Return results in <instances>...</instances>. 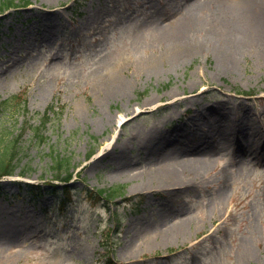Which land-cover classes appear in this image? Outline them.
<instances>
[{
  "label": "rangeland",
  "instance_id": "1",
  "mask_svg": "<svg viewBox=\"0 0 264 264\" xmlns=\"http://www.w3.org/2000/svg\"><path fill=\"white\" fill-rule=\"evenodd\" d=\"M153 1L29 0L0 9V103L26 100L0 109V147L13 144L17 155L16 173L0 176V264H264V162L239 160L232 145L197 180L165 189L153 156L176 129L202 143V128L187 123L205 106L264 129V43L229 70L216 41L202 38L194 57L148 72L142 63L165 43L135 23L186 2ZM114 69L128 80L123 93L100 87ZM121 115L130 118L119 125ZM263 139L242 143L264 150ZM56 156L75 170L69 197L47 191L64 187ZM117 185L124 193L114 199L94 195ZM165 233L170 241L153 242Z\"/></svg>",
  "mask_w": 264,
  "mask_h": 264
},
{
  "label": "bare ground",
  "instance_id": "2",
  "mask_svg": "<svg viewBox=\"0 0 264 264\" xmlns=\"http://www.w3.org/2000/svg\"><path fill=\"white\" fill-rule=\"evenodd\" d=\"M149 1L150 7L155 8L154 1ZM177 1L174 0V2ZM184 1H186L184 5L174 6L171 11H168L170 9L166 7V4L160 5L151 14L145 12L144 19L135 23L136 32L152 28L156 38L161 43H165L161 54L150 56L142 63L148 72H156L161 62L178 64L184 59L194 57L201 50L202 38L206 40L212 38L216 41V45L223 52V56L219 55V62L222 67L229 70L234 68L235 60L239 55L251 50L252 47H260L264 43V0ZM50 36L51 33L48 32L43 35V39ZM101 86L110 93H123L128 87V80L114 69L106 75ZM187 97L193 98L189 95ZM141 111L142 108H135L132 115L137 116ZM129 118L126 115L119 116L118 124H123ZM187 124V126L197 125V128L198 126L202 128L203 132L199 135V141L202 143L192 144L191 139L188 142L189 136L183 134L182 130L176 129L170 137L161 140L163 149L156 151L153 155L160 154L159 161L162 169L155 178L162 183L160 186H166L165 189L181 188L190 180H197L201 171L211 167L215 154L221 150L227 151L232 145L238 146L234 151L239 160L251 159L255 162H264L263 149L251 146L246 151L242 143L247 140L256 142L260 136L264 138V129L248 120L231 121L228 111L221 109L219 104L202 107L188 120ZM159 134L161 133L155 129L151 133V139L146 138L147 143L149 144L152 138ZM116 136L113 135L103 146L102 151L112 147L111 144ZM153 144L154 142H151L150 147ZM249 162L251 163L250 160ZM180 223L182 224L180 233H182L186 219H180ZM145 227L149 230L148 226ZM171 237V234L166 233L160 237L153 236V242L165 243L170 241Z\"/></svg>",
  "mask_w": 264,
  "mask_h": 264
},
{
  "label": "trees",
  "instance_id": "3",
  "mask_svg": "<svg viewBox=\"0 0 264 264\" xmlns=\"http://www.w3.org/2000/svg\"><path fill=\"white\" fill-rule=\"evenodd\" d=\"M29 0H0V9H4V8H10V7H15V6H19L21 3H28ZM15 99H20V97H16ZM8 101H4L2 102L3 104L0 103V109H4L2 108L3 106L6 107V103ZM40 132V129H38L36 131V134L38 135V133ZM16 147L13 145L10 146H4L3 145L0 147V176L2 175H12L15 173L16 171V166L14 165L15 161H16ZM54 163L55 166L57 167V175L56 178L57 179H63L64 181H68L73 177V173L74 170H72V166L71 163L69 162V160L63 158V157H59L56 156L54 157ZM53 187H56L54 184H51ZM68 186L67 188H65V192L68 194L69 190H68ZM33 190V188H32ZM49 191H51V189L49 188ZM58 191V190H55ZM117 188H108V189H97V191L95 192V194H98L99 196L103 197V195L109 196V197H115L117 196Z\"/></svg>",
  "mask_w": 264,
  "mask_h": 264
}]
</instances>
